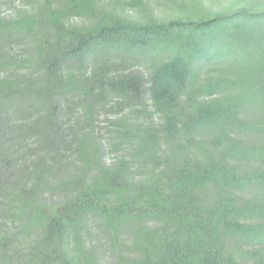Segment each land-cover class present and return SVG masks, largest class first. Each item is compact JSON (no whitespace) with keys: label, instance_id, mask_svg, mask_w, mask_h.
<instances>
[{"label":"trees","instance_id":"1","mask_svg":"<svg viewBox=\"0 0 264 264\" xmlns=\"http://www.w3.org/2000/svg\"><path fill=\"white\" fill-rule=\"evenodd\" d=\"M197 1L0 11V264H264V0Z\"/></svg>","mask_w":264,"mask_h":264},{"label":"rangeland","instance_id":"2","mask_svg":"<svg viewBox=\"0 0 264 264\" xmlns=\"http://www.w3.org/2000/svg\"><path fill=\"white\" fill-rule=\"evenodd\" d=\"M28 1L29 0H0V11L5 14L15 13L17 9L24 8L28 4ZM146 1L151 6L141 7L137 11L138 13H148L152 11L156 12L160 9L165 14L167 12H170V14L172 15L173 13V10H170V7H167L164 5H157L156 0H146ZM194 2L189 3V5L187 6H193V8L195 9L203 7V6L208 7V5H210L211 3V0H198L196 3ZM143 5H145L144 2H143ZM130 12H133V11H130ZM130 14H134V13H130ZM154 121L158 122L159 118L155 116ZM98 124L100 126L98 128L99 135L101 136L100 139L102 141V144L105 145V148H106L105 154L103 155L104 162L107 163L108 165L115 163L117 159L120 158L121 155L123 154L121 151L117 152L113 150L114 139H113V134H112L113 132H111L113 130V126L103 116L101 117ZM99 256H100L99 260L100 259L104 260L103 264H132L134 261V257L132 253H128V251H125V250L122 253L119 252V254L117 252L114 253V250L111 247H107V246L105 248H102L101 252L99 253Z\"/></svg>","mask_w":264,"mask_h":264}]
</instances>
